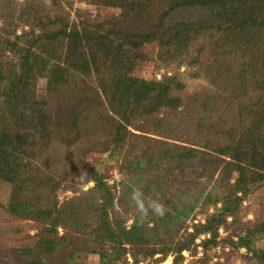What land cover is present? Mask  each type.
I'll return each mask as SVG.
<instances>
[{
    "label": "trees",
    "instance_id": "1",
    "mask_svg": "<svg viewBox=\"0 0 264 264\" xmlns=\"http://www.w3.org/2000/svg\"><path fill=\"white\" fill-rule=\"evenodd\" d=\"M75 1L28 0L17 12L15 41L0 39V182L11 186L10 216L39 226L13 264H87L92 256L98 264H159L170 256L183 264L184 252L207 253L264 180V0H90L119 11L102 21L80 11L72 18ZM157 37L163 65L210 75L216 90L184 111L178 75L137 76L142 47ZM205 39H216L207 61ZM232 70L237 81L224 86L221 75ZM128 142L143 145L141 154L131 145L120 166L131 184L123 199L141 192L144 209L134 207L129 227L112 217V189L89 176L85 160L116 155ZM86 143L90 150L76 149L74 162L57 156ZM215 176L206 193L200 179L210 184ZM77 178L94 182L101 200L60 202L58 192L81 184ZM199 205L215 212L189 231ZM240 232L246 258L264 264V220ZM255 241L263 243L259 251L250 247Z\"/></svg>",
    "mask_w": 264,
    "mask_h": 264
},
{
    "label": "rangeland",
    "instance_id": "2",
    "mask_svg": "<svg viewBox=\"0 0 264 264\" xmlns=\"http://www.w3.org/2000/svg\"><path fill=\"white\" fill-rule=\"evenodd\" d=\"M28 0H0V39L3 41L6 38H9V41H15L14 36H12L11 32L13 31V26L15 24L16 27L19 26V21L17 20L18 11L20 8L26 4ZM42 3L49 4L50 0H39ZM72 18L75 17V11H80L82 15H89L94 21H102L105 19H109L112 16L119 13L114 9L100 7L98 5L91 4L90 0H76L73 6ZM15 12V13H14ZM11 14L14 18H10ZM11 22V23H10ZM16 35H20L22 30L17 29ZM160 39L152 40L149 44L142 47V52L145 55V62H143L136 73L137 76L146 79V80H163L165 76L173 77L178 75V79L180 83L183 85V100H184V108L182 110L185 111V107L191 106L194 101L199 100L200 95L203 93L211 92L214 89L210 85V75L209 76H200L194 75L195 70L190 69L186 66H183L179 69L177 64L174 63L171 66L163 65L159 56L164 53L163 49H161ZM206 40V42H204ZM202 41L203 46L207 50V54L204 56V60H211L213 58L211 48L214 47V42L216 39H205ZM209 43V44H208ZM231 44H233L231 42ZM212 52V53H211ZM10 54V53H9ZM9 57V55H7ZM11 58V57H10ZM221 82L224 86L230 85L232 82L237 81L236 72L232 70L231 72L225 73L221 75ZM46 82L44 80L38 83V94L42 95L44 92ZM198 97V98H195ZM192 110V108H191ZM187 111V110H186ZM140 126L143 124L139 123ZM132 133L136 135H144L151 138L160 139L154 135H146L142 133L140 130H135L130 128ZM133 140L136 141V138ZM131 145L137 146L135 149L136 154H141L142 143L135 145L132 142H128L127 146L123 149V152L117 151L116 155L111 156L110 153H91L87 156L85 160L91 163V172L89 176L91 178H102L105 182L109 184L112 189V192L115 196L113 202L114 207L111 209L112 217L116 218L118 221H126L127 226H131L133 223V211L135 210V206H137L138 195L141 192H138L136 195L130 197H124L123 193L128 191V187L131 186L129 182V176L122 175L120 171V166L123 162V158L125 156L129 157V152L126 150L131 149ZM136 148V147H135ZM76 149H89V144L86 143L82 147L74 148V149H66L63 147L61 152L57 153V156L63 157L65 161L68 163L69 161L74 162L73 155L77 153ZM62 159V160H63ZM67 163L65 165L64 161L62 166L67 167ZM78 165V163H77ZM208 171L212 173L211 168ZM76 176V175H75ZM83 176V175H79ZM85 178V177H83ZM73 179V176L71 177ZM215 176L214 180L208 184L207 181L201 180L200 187H205L206 193L211 189H215L216 186ZM192 181V180H191ZM74 182H80L81 184L75 185L73 188L61 189L58 192V197L60 202L78 198L84 199L85 197H93L94 199H100L101 196L92 192V189L95 186V183L92 181H84L81 179H75ZM192 185V182L188 183V187ZM208 185V186H207ZM180 187V185H176ZM11 195V186L0 182V264H13V257L18 258V254L23 252V250L31 244L32 241L29 237H34L37 233L39 226L37 223L26 220H14L10 214L7 212V207L9 204V199ZM201 204V203H200ZM200 207L196 208L194 212L190 215L187 221V225L190 227L189 231H192L191 227L193 224L205 223V220L209 214L215 212V208H210L206 206L199 205ZM264 220V180L261 181V184L254 185L251 188L249 194L243 199L242 204L239 208V214L236 217V221L233 222L232 219H229L230 225L225 229L222 228L219 231L220 243L216 247H212L208 250L207 253L202 248H197L196 253L190 254L184 252L185 261L183 264H253L252 261L246 258L247 249L240 245V239L242 237H246L247 235L243 232H240L242 228L252 227L254 224ZM62 231V230H61ZM236 232V233H235ZM183 233V231H182ZM62 234V233H61ZM208 236H200L197 240L198 244L207 238ZM222 240V241H221ZM38 243V242H37ZM39 245V244H38ZM250 247L255 251H259L263 248L262 241H255ZM200 260H203L200 263ZM173 257H168L164 262L159 264H172ZM99 258L96 256H92L89 258L87 264H98ZM130 263H132L130 259ZM141 264H155L154 260H146Z\"/></svg>",
    "mask_w": 264,
    "mask_h": 264
},
{
    "label": "clouds",
    "instance_id": "3",
    "mask_svg": "<svg viewBox=\"0 0 264 264\" xmlns=\"http://www.w3.org/2000/svg\"><path fill=\"white\" fill-rule=\"evenodd\" d=\"M137 207H138L139 211H140L141 213H143L144 209H143L142 204L139 203V201L137 202ZM151 207H153L154 211H155L157 214H159V215H163V211H162V209L160 208L159 205H151Z\"/></svg>",
    "mask_w": 264,
    "mask_h": 264
}]
</instances>
